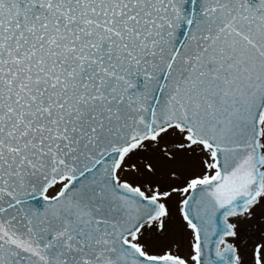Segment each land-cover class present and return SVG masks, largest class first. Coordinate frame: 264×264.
Returning a JSON list of instances; mask_svg holds the SVG:
<instances>
[{
	"label": "snow or ice",
	"instance_id": "snow-or-ice-1",
	"mask_svg": "<svg viewBox=\"0 0 264 264\" xmlns=\"http://www.w3.org/2000/svg\"><path fill=\"white\" fill-rule=\"evenodd\" d=\"M0 264H264V0H0Z\"/></svg>",
	"mask_w": 264,
	"mask_h": 264
}]
</instances>
